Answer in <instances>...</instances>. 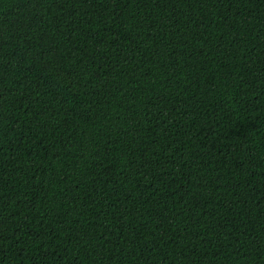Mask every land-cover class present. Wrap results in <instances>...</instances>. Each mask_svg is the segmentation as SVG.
<instances>
[{"label": "trees", "instance_id": "trees-1", "mask_svg": "<svg viewBox=\"0 0 264 264\" xmlns=\"http://www.w3.org/2000/svg\"><path fill=\"white\" fill-rule=\"evenodd\" d=\"M0 264H264V0H0Z\"/></svg>", "mask_w": 264, "mask_h": 264}]
</instances>
